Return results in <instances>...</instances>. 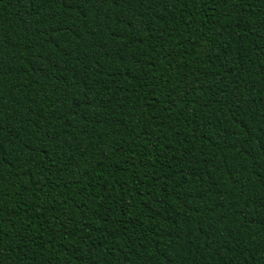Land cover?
I'll return each instance as SVG.
<instances>
[{
    "label": "trees",
    "instance_id": "obj_1",
    "mask_svg": "<svg viewBox=\"0 0 264 264\" xmlns=\"http://www.w3.org/2000/svg\"><path fill=\"white\" fill-rule=\"evenodd\" d=\"M0 264H264V0H0Z\"/></svg>",
    "mask_w": 264,
    "mask_h": 264
}]
</instances>
